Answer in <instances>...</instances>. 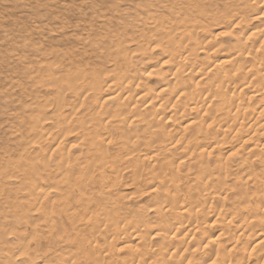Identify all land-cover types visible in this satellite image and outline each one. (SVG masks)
Segmentation results:
<instances>
[{"label":"bare ground","instance_id":"1","mask_svg":"<svg viewBox=\"0 0 264 264\" xmlns=\"http://www.w3.org/2000/svg\"><path fill=\"white\" fill-rule=\"evenodd\" d=\"M252 4L247 9L253 26L226 48L221 47L222 32H218L225 27L224 15L213 7H203L198 11L199 20L184 16L180 21L163 22L153 16L143 23L152 28L148 36L132 26L119 33L106 32L104 51H97L96 41L90 42L87 60L81 62L66 61V53L53 55L45 76L42 72L36 77L39 89L34 97L41 99L24 105L25 112H35L25 131L35 138L31 136L32 140L21 144V152L18 150L16 165L21 170L16 180L20 187L16 206L26 219L24 224H31L32 229L12 233L13 239L24 238L25 244L7 254L9 260L23 258L24 264H197L208 255L212 256L209 264H264V179L253 186L252 194L246 188L249 179L264 177V9L256 14V3ZM258 7L264 8V3ZM229 22L236 25L240 21ZM199 34L204 38L199 39ZM209 50L216 51L213 62L194 60ZM155 52L162 55L159 65H170L168 71H155L161 82L157 86L145 70H133L137 61L149 60ZM177 113L188 117L171 133L165 126L176 125ZM211 125L214 136L208 138ZM57 130L59 134L80 132L82 141L75 156L63 151L59 140L54 141ZM104 130L118 138L111 146L101 135ZM235 141L225 156L243 157L245 171L240 176L228 177L230 164L217 157L212 166L200 163L197 174L182 179L183 165H191L189 158L197 154L199 163L204 151L225 148ZM119 144L123 151L116 153ZM172 149L178 152L168 158L166 153ZM241 150L244 152L238 155ZM250 154L258 158L261 171H253ZM132 156L140 161L131 160ZM116 162L130 164L127 176L132 184L142 183L145 190L136 186V191L128 189V196L120 192L121 196L118 187L126 170ZM95 165L99 190L91 174ZM233 183L238 187L227 220H239L230 229L221 221L225 203L214 206L212 202L232 195ZM65 219L69 224L76 220L88 223L92 233L100 235L109 221L121 220L124 228L114 227L112 234L121 233L127 249L124 252L105 241L99 246L96 238L85 240L76 230L72 235L66 231ZM40 224L46 227L48 238L36 227ZM127 227L130 231L125 233ZM143 229H148L153 243L143 241ZM198 233H206L201 236L203 244L192 245L190 241ZM243 234L249 239L247 247L237 243ZM39 238L45 247L58 246V251L30 256L25 245ZM5 240L0 249L8 253Z\"/></svg>","mask_w":264,"mask_h":264},{"label":"rangeland","instance_id":"2","mask_svg":"<svg viewBox=\"0 0 264 264\" xmlns=\"http://www.w3.org/2000/svg\"><path fill=\"white\" fill-rule=\"evenodd\" d=\"M254 2L256 3L254 12L257 14L264 9L258 7L259 4L264 3V0H0V245H3V240L7 239L4 244L9 247L8 249H10V252L8 253L7 251L5 252L4 249H2L3 251L0 249V264H24L23 258H18L16 260H9V258H7V254L17 251L16 246L25 244L24 238L20 241L13 239L12 233H29L32 229L31 224H28V219V225L24 224L26 219L23 218L21 215L22 211L16 206L19 197L18 192L20 190L16 180H19L20 176L18 174H20L19 170H21L16 164L19 162L18 156L21 152V144L25 142L27 143L29 140L35 138L33 137L34 135L32 136L31 134L25 132L28 131L27 126L31 124L30 118L35 114V112L34 114H31L32 112L28 111L25 112L24 105H33L31 102H37L41 99V96L34 97L35 91L39 89L37 78L42 75V77L45 76L47 71L46 64L52 61L53 55L55 53H66V61L73 60L74 63L81 62L83 59L87 60L85 54L90 52V42L96 41L98 46L97 51H104L107 40L105 35L106 32L119 33L122 32L121 30L126 26H132L134 30L148 36L152 34V28L143 26V23L153 16L157 19L161 18V21L163 22L166 20L180 21L185 18L184 16H187L192 20H199L198 11L203 7L204 9L213 7L215 12L218 11L217 13L224 15L226 23L232 19H238L240 21L236 25H233V23L230 22L227 24L225 23V27L218 30V32H222V37L220 39L221 47L226 48L231 45V41L248 34L246 31L253 26L254 23L248 22L250 11L247 8L249 5L252 6V3ZM250 8L252 9V7ZM160 16H163V18ZM218 25L222 24L219 22ZM127 32H129V30H127ZM198 38L203 39L204 36L199 34ZM137 58L140 57L137 56ZM215 58H217L216 51L209 50L204 53H200L199 57L194 60L198 62H213V59ZM60 59H62V56L58 58V60ZM161 59L162 55L155 52L153 57L149 60L141 62L137 61L133 70H145L151 76L149 81H151L153 86H157L161 82L158 83L160 77L155 71H168L170 69L169 64L164 66L159 65ZM147 62L154 65L149 66V63ZM226 67L230 68V64L226 65ZM42 72H44V74ZM144 88L145 86H143V89ZM162 96L171 99L170 95L163 94ZM229 96L230 95H228L227 98H230ZM175 116L176 125L171 127L165 126L166 130L168 131L170 129L171 133L178 130V127L184 124L188 117L180 113L175 114ZM199 120L204 123V121H202L204 120L202 117H199ZM214 131L215 129L211 125V128L207 133L208 138H212L214 136ZM102 132L103 133L101 135L107 138L106 140L109 146L118 140L116 137H110V130H108V132L106 130ZM54 134L58 135V138L54 141H60V148L63 151H69L71 156H75L77 154V150L79 149L82 141L80 132L70 130L65 132V134H59V131L57 130ZM218 138H222V135H218ZM207 143H211V140ZM235 144L236 141L232 142L230 146L225 148L211 150L209 153L204 151L202 161L199 163L197 154L192 158H189V161H187L190 162L191 165L189 167H187L186 164L183 165V172L185 175L182 179L186 180L188 176L197 174L200 163L212 166L213 159L217 157L221 159L226 158L225 155L228 149ZM19 148L20 152L18 151ZM117 148L116 153H121V151H123L122 145L119 144ZM177 152L178 151H176V149H172L166 153V155L168 158H171V155L176 156ZM243 152L241 150L238 155ZM247 157L252 163L254 172H259L263 169L255 155ZM136 158V156H132L131 160H135ZM173 160H176V157ZM242 160L243 157L226 158V163L230 164L227 173L228 177L237 178L245 171V169L241 166ZM135 161H140V159H136ZM116 164L118 168L122 165L125 167L124 170H126V176L123 179L124 182L122 180L124 184L121 182L122 184L118 187V193L121 196V193H125L123 196L125 195L126 197V193H128L130 189H134L136 191V189H138L136 186L140 187L139 191L145 190L142 183H139V185L136 183L132 184L131 178L127 176V172L131 171L130 164L128 165L127 163L122 162H116ZM124 164L128 166L126 167ZM97 169L98 165H95L93 167V173L91 172L93 175V181L95 182L93 183L94 187L97 185L95 177ZM263 179L264 177H260L259 179H249L246 186L248 189L247 194H252L255 189L253 186ZM107 183L108 179L105 182V185H107ZM97 186L95 189H101L99 185ZM125 186L127 187L125 188ZM237 187L238 186L236 184H231L233 194L230 192H228V194L232 195L220 199V202L214 200L212 202V205L214 206L220 205L222 201L225 203L227 208H225L221 214V221L225 226L230 227V229H234V226L236 225H234V223L239 220V217H237L238 219L235 218V220H227L232 212V208H234L232 202L233 197L236 194ZM56 189L59 190V188ZM134 194L136 195L137 193H132L131 196ZM10 196L12 197L10 198ZM159 197L161 198L162 196L159 195ZM68 202L73 205L72 200ZM75 211H77L78 215H80V213L83 214V211L78 208L75 209ZM210 215L207 218L208 220H211L213 217ZM78 218L79 217L77 216V220ZM62 221L64 222L67 232L74 235V230H76L75 233L77 236L80 235L81 237L82 235V238L83 236H86L84 237L85 240L89 237H92L93 240L96 238L94 241L96 244L98 243L97 245L99 246H101L102 244L100 243H103L104 241L107 244L110 243L111 246L121 249L127 245L123 238H121V233L118 232L112 234L114 227L124 228L125 223L121 220L118 222L109 221L105 231H102L104 228L101 229V235L98 232H95L94 235L88 223L79 224L80 221L77 223L74 221L73 224H69L66 219ZM75 223L76 225L78 224L77 227L74 226ZM150 224L153 226L155 223L152 224L150 222ZM150 224H147V226H150ZM23 225H25V228ZM36 227L42 232L43 238H48V231L45 226L40 224V228L38 226ZM26 228L28 230H26ZM9 231H11V233H8ZM123 231L128 233L130 231V227L125 228ZM105 232H108L106 238L104 237L106 236L104 235ZM141 233L145 243L154 242V240L152 241V239L149 238L148 229H143ZM57 234L58 236H62V233L60 234V232H57ZM202 234L206 233H198L196 235V239H191L190 242L192 245L203 244L201 236L205 237V235ZM93 235L96 237H93ZM102 237L105 239L103 240ZM39 239H37L36 242L33 241L27 244L28 247L25 245V249H27V253L30 256L46 252L44 250L58 251V246L50 249L45 247V242L41 238ZM133 243L134 242L132 241L131 244ZM237 243L239 246L247 247L249 239H247L246 235L243 234L237 238ZM139 246L144 248L142 244H139ZM123 249L122 250L125 252L127 248ZM157 257V255L154 256V258ZM211 258L212 256L205 255L198 260L197 264H209ZM152 264L162 263L155 261Z\"/></svg>","mask_w":264,"mask_h":264}]
</instances>
